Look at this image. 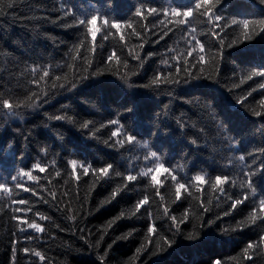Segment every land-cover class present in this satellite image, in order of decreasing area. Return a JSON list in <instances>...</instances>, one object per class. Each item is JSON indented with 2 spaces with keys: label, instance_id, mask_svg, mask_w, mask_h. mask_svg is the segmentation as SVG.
<instances>
[{
  "label": "trees",
  "instance_id": "16d2710c",
  "mask_svg": "<svg viewBox=\"0 0 264 264\" xmlns=\"http://www.w3.org/2000/svg\"><path fill=\"white\" fill-rule=\"evenodd\" d=\"M197 2L0 0V264H264V0Z\"/></svg>",
  "mask_w": 264,
  "mask_h": 264
},
{
  "label": "snow or ice",
  "instance_id": "6c2138e0",
  "mask_svg": "<svg viewBox=\"0 0 264 264\" xmlns=\"http://www.w3.org/2000/svg\"><path fill=\"white\" fill-rule=\"evenodd\" d=\"M203 2H204L205 5L211 4V6L210 7H207L206 11L203 13L204 15H206L208 17L209 20H211L212 19L213 8H215V4L212 3V0H203ZM217 2H218V0H217ZM193 4H194V7H195L196 10H199V9L202 8V4L200 2H197V0H194V3ZM149 11L154 13L156 10L155 9H150ZM138 15H139V13H138ZM172 15L173 16H176V17H184L185 18V19L178 20L177 23H179V24L190 23V21H188L186 18L192 17V15H193V7L190 6V7L187 8V10H185L183 12L173 10ZM97 19H98V17L92 16L90 19H86V20L85 19H82V20H80L79 21V24L80 25H84L85 23H87L88 25H93L94 26L96 24V22H97ZM216 20H219V17L218 16L216 17ZM105 23H107V22H105ZM244 26L245 27H248V22L247 21H245ZM111 27L118 29L120 27V25L119 24H112ZM88 31L91 33L92 38L95 39V37L101 31V29L100 28H97V27H90L88 29ZM193 38L195 39V37H193ZM121 39L123 40L124 37L121 36ZM200 50H201V52L203 51V46H201ZM203 59H204V57L201 56L200 57V60H203ZM44 75H47V73L45 72ZM254 76L264 77V72H253L251 74V76H249L248 78L251 79ZM260 87L261 88H264V84H261ZM32 106L33 105H29V107H32ZM3 107L4 108L11 109L13 107V105L9 101L5 100L4 103H3ZM257 115H259V113H257ZM85 127H87V125H85ZM117 135H118L117 132H113V136H117ZM131 139L132 138L129 137V140H131ZM155 155H156L155 153H152V156L153 157H155ZM239 159L241 161H244L245 160V157L243 155H241L239 157ZM72 163H73V166H75V161H73ZM36 167L39 169L40 172L45 171V169L43 167H40V165H37ZM109 167H111V166H109ZM109 167H105V168L100 169L99 170L100 173L103 174V175H105V176H107V174L109 172ZM157 168L160 169V170H162V171H164V172H168V169L165 168L163 164H157ZM84 171L87 172L88 171V168H85ZM148 171L151 172L152 169L149 168ZM147 174H148L147 172H143L142 173V175H147ZM23 178H27V180H30V181H36L37 180V177L34 176V175H32L31 172H22L19 177H13V180L22 181ZM127 179L129 181H131V180H135L136 177L135 176H128ZM152 179H153L154 182L159 183V181L157 180V178L155 176H153ZM172 179L175 180L176 177L175 176H172ZM195 180L200 181V182H203L204 181V177L198 175V176L195 177ZM222 183H224V181L221 180L220 177H217L216 178V184H222ZM17 186L18 187H22L23 190H25V191H28V188L25 187L23 185V183H18ZM184 187H185V185L183 183H181V184L178 185V187H177V197L178 198H179V194H180V191L179 190L181 188H184ZM0 189H3V191H4V193L6 195H11L12 190L10 188L5 187V185L0 184ZM19 203L21 205H23L25 203V201L24 200H20ZM141 203L142 204L147 203V199L141 201ZM237 203H239V201H237ZM262 207H264V204H262ZM17 211L19 212V211H21V209L20 208H17ZM259 218L260 219H264V217H259ZM42 219H43V217H42ZM250 219H251L252 222H255V220L258 219V217L254 214ZM22 223L27 224V227L28 228H33V229H36L37 231H42L40 225L37 224V223H27V220H22ZM248 247L249 248H252L253 245H249ZM35 255L39 257L40 256V253L39 252H36Z\"/></svg>",
  "mask_w": 264,
  "mask_h": 264
}]
</instances>
